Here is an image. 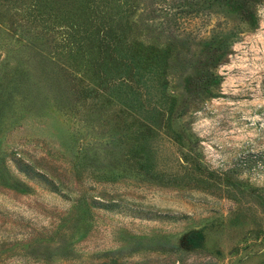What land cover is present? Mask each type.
<instances>
[{
	"label": "rangeland",
	"instance_id": "rangeland-1",
	"mask_svg": "<svg viewBox=\"0 0 264 264\" xmlns=\"http://www.w3.org/2000/svg\"><path fill=\"white\" fill-rule=\"evenodd\" d=\"M197 1L0 0V264H264V0Z\"/></svg>",
	"mask_w": 264,
	"mask_h": 264
},
{
	"label": "trees",
	"instance_id": "trees-1",
	"mask_svg": "<svg viewBox=\"0 0 264 264\" xmlns=\"http://www.w3.org/2000/svg\"><path fill=\"white\" fill-rule=\"evenodd\" d=\"M263 0H198L197 4L202 6L205 10V14L208 16L207 18L211 22H216V26H219V22L217 23L216 13L217 11L231 13L235 19L239 20L246 27H253L256 22V9L262 3ZM199 10L195 11V15H198ZM219 21V19H218ZM219 29L216 33V37L214 40H211V44L208 47L209 53L204 55L206 57L202 58L200 63V69L203 68L200 73L197 75L189 76L183 80L182 88L183 92L188 97H194L195 88L194 86L198 85H208L214 84V74L212 72H208L204 67L208 65H214L221 60L224 56L225 51H220L222 47L226 46V43L229 38V32ZM204 65V66H203Z\"/></svg>",
	"mask_w": 264,
	"mask_h": 264
}]
</instances>
